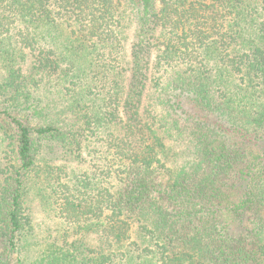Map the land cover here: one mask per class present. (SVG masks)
Instances as JSON below:
<instances>
[{"label":"trees","instance_id":"obj_1","mask_svg":"<svg viewBox=\"0 0 264 264\" xmlns=\"http://www.w3.org/2000/svg\"><path fill=\"white\" fill-rule=\"evenodd\" d=\"M0 143V264H264V0H0Z\"/></svg>","mask_w":264,"mask_h":264},{"label":"rangeland","instance_id":"obj_2","mask_svg":"<svg viewBox=\"0 0 264 264\" xmlns=\"http://www.w3.org/2000/svg\"><path fill=\"white\" fill-rule=\"evenodd\" d=\"M5 144L0 143V163H4L2 158H4V152H7ZM75 166V164L70 165V167ZM79 169V168H78ZM76 169V170H78ZM38 188L33 185L31 194L28 198V208L29 213L33 217V222L35 224L36 232L39 237H49L56 236L57 230L59 228V219L55 216L54 206L49 201L47 194L49 191L41 192L37 190Z\"/></svg>","mask_w":264,"mask_h":264}]
</instances>
